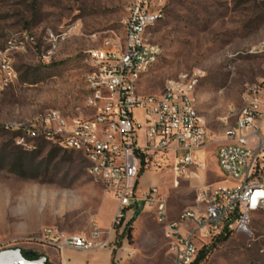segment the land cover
I'll return each mask as SVG.
<instances>
[{
    "label": "rangeland",
    "instance_id": "obj_1",
    "mask_svg": "<svg viewBox=\"0 0 264 264\" xmlns=\"http://www.w3.org/2000/svg\"><path fill=\"white\" fill-rule=\"evenodd\" d=\"M130 1L0 0V48L12 39L29 37L26 51L11 54L17 81L0 90V250L21 248L48 257L46 249L52 245L43 240L45 229L89 235L110 226L116 200L87 174L81 152L56 148L55 142L44 139L25 150L7 125L51 108L84 114L87 52L108 39L124 41ZM154 1L162 17L150 29L149 40L159 46L160 54L141 77L139 90L160 94L168 78L199 71L195 98L209 135L201 164L191 167L189 176L175 181L170 167L145 171L147 182L157 180L152 186H158L173 221L185 210L198 208L199 187L224 180L216 161L220 137L245 107L246 89L264 73V53L259 50L264 44V0ZM49 32L59 36L55 45ZM231 110L235 115L229 116ZM143 190L138 197L145 196ZM132 208L126 217L130 237L125 228L118 235L127 242L118 264H174L156 206L142 200ZM191 227L186 221L180 229ZM195 243L196 258L204 250L199 264H264V210L251 216L247 233L226 238L195 233ZM59 257L55 252V260H48L63 264Z\"/></svg>",
    "mask_w": 264,
    "mask_h": 264
},
{
    "label": "built area",
    "instance_id": "obj_2",
    "mask_svg": "<svg viewBox=\"0 0 264 264\" xmlns=\"http://www.w3.org/2000/svg\"><path fill=\"white\" fill-rule=\"evenodd\" d=\"M158 17L162 11L150 7L149 0L133 1L123 20L124 41L108 39L101 48L87 53L89 67H94L106 84V96L92 102L90 110L84 114L52 112L8 127L26 132V139L15 140L20 147L28 148V141L40 140V136H53L55 145L82 151L87 163H92L95 180H103L116 200L111 231L124 230L128 212L139 206L140 199L146 206L155 205L158 221L171 242L174 264H193L198 253L195 233L203 237L247 233L251 216L264 210V78L246 89L244 116L227 124L220 137L224 147L216 149V161L223 182L197 189L198 208L169 220L158 186L149 187L143 198L137 196L140 173L170 167L175 181L189 176L190 168L201 164L209 135L208 128L195 126L186 96V85L201 76L199 71H189L186 80L168 78L160 94L139 90L144 60L160 51L156 43L140 37V28ZM20 40L15 38L0 48V90L17 81L7 67V58L9 49L22 51ZM50 42L54 44V39ZM94 84L97 87V82ZM233 115L231 110L229 116ZM47 117H54L55 125H47ZM56 119H63V126H56ZM240 167H247V174H240ZM234 178H241L240 189H233ZM186 221L192 227L182 232L180 226ZM101 233L95 228L90 236L66 235L50 228L44 230L43 240L57 247L87 250L108 245L106 239L98 240Z\"/></svg>",
    "mask_w": 264,
    "mask_h": 264
},
{
    "label": "bare ground",
    "instance_id": "obj_3",
    "mask_svg": "<svg viewBox=\"0 0 264 264\" xmlns=\"http://www.w3.org/2000/svg\"><path fill=\"white\" fill-rule=\"evenodd\" d=\"M133 1H135V0L130 1L129 6L132 5ZM149 4H150V7H156L154 0H149ZM160 18L161 17L155 18V19H153L152 22L147 23L146 25H142V27L140 28V37H144L145 41H150L149 40L150 29L159 22ZM64 34H61V36ZM48 36H49V41H52V39H54V44H52V45H55L57 43V39L59 36L54 35L53 32H49ZM28 40H29V37L26 35H25V37L21 38L20 50L26 51L25 49H26V46L28 45V42H29ZM99 48H101V47H99ZM96 50H98V48H93V49L88 50L87 53H92ZM259 50H260V52L264 53V44L260 47ZM14 51H17V50L16 49H9V57L7 58V67H10V70L12 72V77L14 78V80H17V71L14 67L13 58L11 57V54ZM159 54H160V51L159 52H153V53H151L150 57H147V59L144 60V68H142V76L144 74H146L150 70V68L154 65V63L157 61V59L159 57ZM13 55H14V53H13ZM86 62H87V68H86V71L84 74L85 85H86L87 93L93 94V95H90V97H86V104L90 110L92 108V102H97V100L104 99V97L106 96V84L104 83V81H100V73L98 71H96V69L94 67H89V61H87V57H86ZM188 76H189V73H181L178 76L174 77V79L186 80V77H188ZM262 78H264V73H263ZM95 82H97V87H96V84H94ZM196 88H197L196 79H191L189 81L188 85H186V96H188V100L190 101V103L192 105V115L194 117L195 126L207 128L203 116L198 111L197 102H196V98H195ZM52 112H62V111L60 109H55V108L47 109L43 113L36 114L27 120L12 121V122L8 123L7 128L13 132L19 133L20 138L17 140L26 139V132L25 131H17V127H8V126L23 125L26 122L35 121V119H38L40 117H44V114H51ZM238 116H244V108L241 109L240 114ZM47 125H55V118L54 117H47ZM56 126H63V119H56ZM40 139L55 142V137H53V136H40ZM18 143H19V141H18ZM35 147L36 146L33 144V141H28V148H25V147H23V148L25 150H31ZM223 147H224V140H220V144L217 148H223ZM79 152L82 153V151H79ZM86 170H87V174L95 180L94 171L92 170V163H87ZM240 174H247V167H240ZM96 181H99L103 184V180H96ZM201 187H209V186H201ZM201 187H199L198 189H201ZM240 188H241V178H234L233 189H240ZM47 229H50V228H47ZM94 231H95V229H94Z\"/></svg>",
    "mask_w": 264,
    "mask_h": 264
},
{
    "label": "crops",
    "instance_id": "obj_4",
    "mask_svg": "<svg viewBox=\"0 0 264 264\" xmlns=\"http://www.w3.org/2000/svg\"><path fill=\"white\" fill-rule=\"evenodd\" d=\"M86 93H87V89L84 96H86ZM84 110H89L86 108L85 98H84ZM145 174L146 172H144L140 176V180L138 184V190L143 188L144 189L143 192H145L150 186H152L157 181L154 178L151 179L149 182H147L145 180ZM141 202L142 200L140 199L139 202L136 203V205L141 206ZM111 225H112V221L107 229L101 230L102 233L99 235V239H98L99 241L102 239H106V241L108 242L107 246L105 247L96 246L94 248L85 250L71 246L57 247L52 245V247L46 249L49 259L52 261L55 260L54 259L55 252H57L59 253L60 261H62L65 264H118L123 260L125 256L127 242L124 237L122 236L118 237L119 234L120 235L122 234V231L110 230ZM90 234L89 235L84 234V235L90 236ZM118 241L120 242V244H118Z\"/></svg>",
    "mask_w": 264,
    "mask_h": 264
},
{
    "label": "water",
    "instance_id": "obj_5",
    "mask_svg": "<svg viewBox=\"0 0 264 264\" xmlns=\"http://www.w3.org/2000/svg\"><path fill=\"white\" fill-rule=\"evenodd\" d=\"M46 255H38L33 250L23 251L21 248L0 250V264H47Z\"/></svg>",
    "mask_w": 264,
    "mask_h": 264
},
{
    "label": "trees",
    "instance_id": "obj_6",
    "mask_svg": "<svg viewBox=\"0 0 264 264\" xmlns=\"http://www.w3.org/2000/svg\"><path fill=\"white\" fill-rule=\"evenodd\" d=\"M14 133H16L17 135H18V137H17V139H19L20 138V135H19V133H17V132H14ZM16 139V140H17ZM17 143H18V141H16ZM18 146H19V143L17 144ZM20 147V146H19ZM55 147L56 148H61V147H59V146H57V145H55ZM21 148H23V147H21ZM24 149V148H23ZM143 173V171L140 173V175ZM138 211H136V213H137ZM125 231H126V234H127V237H130V232H131V223H130V221L126 224V226H125ZM230 233H222V234H220L219 235V237L220 238H226L228 235H229ZM118 244H120V242L118 241ZM204 250H202L201 252H200V254L198 255V257L195 259V261L193 262V264H199V262H200V260L203 258V254H204V252H203ZM47 264H52L51 262H49V260L47 261Z\"/></svg>",
    "mask_w": 264,
    "mask_h": 264
}]
</instances>
